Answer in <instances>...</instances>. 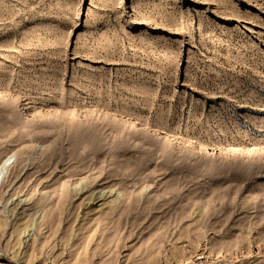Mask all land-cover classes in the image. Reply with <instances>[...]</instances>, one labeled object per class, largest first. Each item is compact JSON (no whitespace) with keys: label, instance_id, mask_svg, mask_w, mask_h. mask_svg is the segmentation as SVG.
Returning a JSON list of instances; mask_svg holds the SVG:
<instances>
[{"label":"rangeland","instance_id":"374dc122","mask_svg":"<svg viewBox=\"0 0 264 264\" xmlns=\"http://www.w3.org/2000/svg\"><path fill=\"white\" fill-rule=\"evenodd\" d=\"M0 264H264V0H0Z\"/></svg>","mask_w":264,"mask_h":264},{"label":"bare ground","instance_id":"6f19581e","mask_svg":"<svg viewBox=\"0 0 264 264\" xmlns=\"http://www.w3.org/2000/svg\"><path fill=\"white\" fill-rule=\"evenodd\" d=\"M10 159L11 157L7 158L6 160H4L1 164H0V188L3 184V182L5 181L6 177H8V173L10 169Z\"/></svg>","mask_w":264,"mask_h":264}]
</instances>
